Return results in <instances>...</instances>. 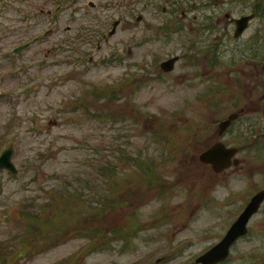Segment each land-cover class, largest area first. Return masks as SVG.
I'll use <instances>...</instances> for the list:
<instances>
[{
  "label": "rangeland",
  "instance_id": "1",
  "mask_svg": "<svg viewBox=\"0 0 264 264\" xmlns=\"http://www.w3.org/2000/svg\"><path fill=\"white\" fill-rule=\"evenodd\" d=\"M205 1L0 0V153L12 144L18 168L0 170V261L197 264L264 188L261 120L227 135L237 164L217 172L198 157L225 135L220 118L255 106L249 62L264 63L263 40L242 41L254 25L228 41L232 4ZM190 43L206 47L194 68ZM262 214L250 217L264 231ZM249 244L228 264L252 263Z\"/></svg>",
  "mask_w": 264,
  "mask_h": 264
},
{
  "label": "flooded vegetation",
  "instance_id": "2",
  "mask_svg": "<svg viewBox=\"0 0 264 264\" xmlns=\"http://www.w3.org/2000/svg\"><path fill=\"white\" fill-rule=\"evenodd\" d=\"M211 1L212 0H206L205 1V6L208 7V8H212V6L214 4ZM215 3H216L217 7L223 6L224 3H226V5H227V3H229L230 5L232 4L231 11L234 12L235 15H236V16H234V17L229 19V24L233 25L232 26V31H233L232 35H230L229 38L226 37V36L223 37V38L228 39V41H229L230 37H231V39L232 38L234 39L233 41H241V37L244 36V34L247 32L248 29H249L248 31H250V29L254 25L250 35L246 38L247 41L244 38L242 39V41L247 43V48H248V46H250L248 49H252L253 51L256 48V45L254 44V42H255V39H257V37L259 38V40H263V44H264V0H217ZM224 15L228 16V12L224 13ZM245 17L248 18L245 21V27L239 32L236 31L237 20H239L241 18L244 19ZM255 21H257V23H256L257 25H255ZM254 45H255V47H254ZM235 46L237 48H239L240 47V43L237 42L235 44ZM240 48L245 49L244 43H242V47H240ZM188 49H189V51L187 53H185L184 55L188 59L189 67L192 66L194 68L197 65V60L199 58V55H201V53L199 51H197L196 49H199V50L200 49H206V47H204V46L200 47L198 45L195 46L193 43H190V45H188ZM204 52L206 53V52H209V51L208 50H204ZM201 56H203V55H201ZM178 57L179 56H177V60L179 59ZM205 57L206 56H204V59H205ZM216 57H218V56H217V52L215 51L214 55H213V58H211V59L208 58V57H206V58L209 60V63L213 66L215 64V62L217 61ZM249 63L252 64V66H250L251 68L249 67V69H251L249 71V73H256V75L254 76L255 83L253 84L254 91H255V93L257 95V92H260V88L262 87V92L260 93V95H257L258 96V100L255 103V106H253V101L252 100L249 101L248 106H247L246 103H245V99H244L243 103L240 104V107L237 108L236 112H231L226 117L220 118V120H222L224 118H227L230 114H234V116H235V118L233 119L231 124L224 131L225 135L223 136V138L215 141V142L221 141V142H223V144L225 146L233 147L234 150H235V153H237V154L241 151L242 144L236 142V143H234L232 145V143L229 142V141H231V140H229L230 138L227 136L230 133V131L232 130L234 124L238 123V125L235 127V132L238 135H239V133L241 131H246L247 134H252V131H250V129L253 127V125H252L253 122H257V121L261 120V122H263L262 126H264V109H260L261 105L264 107V74H263L264 73V63L260 67H258L254 61H251ZM193 70L194 69H192L191 71L194 73ZM260 70L263 71L262 76L260 74ZM198 71H199V69H195V74L196 73L198 74ZM203 71H204V69H202V72ZM245 90H247V89L245 88ZM208 91H210L209 89L207 90V93L210 94L211 92H208ZM248 91H250V89ZM248 91L246 93H243L244 97L245 96L247 97ZM235 97H236L235 101H237V99L240 100V97L238 95H235ZM241 101H242V99H241ZM237 104H238V101H237ZM249 112H252V114H249ZM258 114H261V115H258ZM241 124H244V126L241 125ZM261 134L264 135V130L262 131ZM252 135H251V137H252ZM256 136L258 138L260 136V133H257ZM247 140L248 139H246V141ZM212 144L208 145L206 148H208ZM263 144L264 143H260L259 145L262 147ZM245 146L248 147L249 146V142H247L245 144ZM244 149H245V147H244ZM238 161H239V159H237L236 164L238 163ZM238 215L239 214H236L233 218H231V221L226 226L224 232L228 229L230 224L236 219V217ZM252 219L250 218L248 223H247L246 232L242 236H239L234 241V243L231 245V253H233L232 251L235 248H237L239 246H243L244 244H249L251 241H253L254 243L249 244L247 249L245 248L247 250L246 255L250 256L251 258H253V261L250 264H264V258L261 259V255H260L261 250H259L261 248H264V231L260 227L254 228L253 225H255L254 223H255L256 220H254V222H253ZM258 220L263 221L264 220V215L262 214V216L259 217ZM222 236H223V234L220 236V238ZM255 239H258L259 242L256 243ZM242 250L243 249H238L237 252L235 253V254L238 255L237 257L233 258L235 261H236L237 258H241V257L243 258V256L240 255V251H242ZM233 255L231 257L229 255L224 262H228L229 259H232ZM218 264H223V262L218 263Z\"/></svg>",
  "mask_w": 264,
  "mask_h": 264
},
{
  "label": "water",
  "instance_id": "3",
  "mask_svg": "<svg viewBox=\"0 0 264 264\" xmlns=\"http://www.w3.org/2000/svg\"><path fill=\"white\" fill-rule=\"evenodd\" d=\"M248 19L245 17L244 19L237 20V28L236 31H241L245 27V21ZM117 21L115 22L116 26ZM28 44L17 48L19 51L22 47L27 46ZM175 58H171L162 62V67L169 71L172 68V62ZM234 115H230L228 119L222 122L221 128L223 129L232 119ZM234 149L226 148L222 143L216 142L206 150L202 151L199 154V160L203 163H209L214 168L215 171H221L222 169L228 167L231 164L230 157L233 154ZM13 147H9L6 151L2 153L0 156V169H8L13 173L18 172V168L12 160ZM236 163V160H234ZM264 198V191H259L255 194L250 201L248 202L245 209L240 213L238 218L234 221V223L229 227L226 231L223 238L210 247L207 251L200 254L196 257L195 262H199L200 264H215L218 261L224 259L228 253L230 244L238 237L242 235L246 231V223L255 212L260 204V202Z\"/></svg>",
  "mask_w": 264,
  "mask_h": 264
},
{
  "label": "trees",
  "instance_id": "4",
  "mask_svg": "<svg viewBox=\"0 0 264 264\" xmlns=\"http://www.w3.org/2000/svg\"><path fill=\"white\" fill-rule=\"evenodd\" d=\"M4 248L1 250V247H0V257H2V254H4L3 252ZM6 263V259L3 258L1 261H0V264H5Z\"/></svg>",
  "mask_w": 264,
  "mask_h": 264
}]
</instances>
